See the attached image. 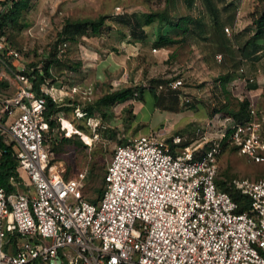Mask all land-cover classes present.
Returning a JSON list of instances; mask_svg holds the SVG:
<instances>
[{
    "label": "built area",
    "instance_id": "built-area-1",
    "mask_svg": "<svg viewBox=\"0 0 264 264\" xmlns=\"http://www.w3.org/2000/svg\"><path fill=\"white\" fill-rule=\"evenodd\" d=\"M14 1L0 0V15ZM20 59L0 34V79L8 70L14 81L13 93L0 94V135L26 174L14 188L0 186V264H264V176L234 181L249 200L241 212L215 181L224 139L252 161L264 160L252 102L250 118L232 119L207 149L154 132L126 137L106 165L102 196L92 202L82 189L88 168L65 177L47 142V97L57 102L61 93L48 80L37 92L22 64H8ZM182 84L168 82L172 89Z\"/></svg>",
    "mask_w": 264,
    "mask_h": 264
},
{
    "label": "rangeland",
    "instance_id": "rangeland-1",
    "mask_svg": "<svg viewBox=\"0 0 264 264\" xmlns=\"http://www.w3.org/2000/svg\"><path fill=\"white\" fill-rule=\"evenodd\" d=\"M19 1L26 6L16 19L8 20L4 28L8 40L20 51L21 59L8 64L13 68L22 64L26 71H31L44 61H61V64H52L48 84L62 95L57 101L61 110L53 115L54 127L62 131V124L70 138L65 139V131L50 130L47 142L55 159L64 165L65 177L88 168L82 186L88 200L98 202L102 196L97 197L98 189L103 187L104 170L115 145L125 141L126 137L143 134L137 132H145L152 125L156 130L171 128L164 133L168 142L172 136H180L181 143H193L207 149L222 132L229 131L234 119L231 111L238 110L240 101L249 98L261 119L264 140V55L256 61L240 60L236 47L243 45L255 30L253 20L263 7L259 0H226L233 2V8L226 10H222L221 2L211 0L218 10L216 23L204 0H195L191 7H187L184 0ZM149 12H163L173 23L185 16L197 18L201 24L190 23L184 34L171 30L167 21L159 23L155 20L144 26L146 37L141 39L132 36L130 28L119 21L134 13L141 16ZM229 13H234L231 23L226 18ZM100 17L104 18L98 34L91 32L90 26L75 39L67 38L63 32L71 22ZM217 28L233 43L230 75L234 82L231 90H214L213 81L220 77L211 76L207 62L203 61L216 60V55L221 53L217 50V42L212 41V32ZM159 30L180 41L163 47L165 51L155 47ZM4 73L0 79V94L10 95L14 91L9 81L12 75L8 70ZM152 78L160 80L155 89L157 94L179 99L178 102L171 100L170 107H178V110L169 113L164 123L159 120L158 112L153 113L156 99L149 91ZM174 79H181L183 84L176 89L170 88L168 82ZM128 87L138 93L143 89V97L138 95L131 102L112 105L98 104L103 94ZM76 109L88 114L80 118ZM94 126L96 136L91 140ZM221 144L219 183L256 180L264 176V160L256 162L239 154L226 139Z\"/></svg>",
    "mask_w": 264,
    "mask_h": 264
},
{
    "label": "trees",
    "instance_id": "trees-1",
    "mask_svg": "<svg viewBox=\"0 0 264 264\" xmlns=\"http://www.w3.org/2000/svg\"><path fill=\"white\" fill-rule=\"evenodd\" d=\"M195 0H184L185 5L187 7H191L193 5ZM206 7L208 10H210L215 17V23L217 22V16H218V10L216 7L212 4L211 0H204ZM222 3V10H226L229 7L233 8V2L229 1L226 2V0H217ZM261 3H263V7L258 13L257 17L253 20V23L255 25V30L248 37V39L244 42V44L240 47H238L239 52V59H245V60H251L256 61L259 60L264 55V0H259ZM26 6V4L23 1L15 0L12 5L4 10L0 15V34H5V24L8 20H14L20 13L21 9ZM103 18L100 17L97 20H90L86 19L81 22H71L67 24L63 32L66 35L67 38L75 39L77 35L84 33L86 30L85 28L90 26L91 32L94 34H98L100 32V28L103 24ZM182 19H179L176 23H173L167 19L165 14L163 12H149L144 13L141 16L134 14H131L127 18H121L119 21L123 24H126L130 28L131 35L137 38H145L146 37V31L144 30L145 25H150L155 20H158L159 23L163 21H167L171 27V30L174 32L180 31L181 33L188 32L189 24L197 25L199 26L201 24L200 20L190 19L189 17H181ZM227 21L230 23L233 22L234 19V13H229L227 16ZM179 39H174L172 36H169L168 34H163L162 32H158V39L155 41L154 45L155 47H167L173 43L179 42ZM56 61H44L42 65L40 66H34L32 67L31 71H26L25 73L29 76H31V79L33 80V84L39 92V87L42 83H44L46 80L49 81L51 78V66L55 62L56 64H61V61L58 59H55ZM231 74V73H230ZM230 74H225L220 76L222 88L225 91V82L229 80ZM233 77V76H232ZM160 80L159 79H150L149 83V91L153 94V96L156 99V105L157 106H163V102L165 99L164 95H159L156 93V87L159 85ZM144 94V90L141 89L139 93L136 91V89H133L131 87L128 88H121L116 89L111 92H107L103 94L98 99V104H104V105H112L118 102H125L129 101L132 98H135V96L139 95V98H142ZM171 98V97H170ZM171 100H174L178 102V97L173 96ZM250 99L245 98L244 100L240 101L239 103V109L236 111H231V115L233 116L234 120L238 123H242L247 121L250 118V113L248 110V107L250 105ZM166 108V106H163ZM61 110V105H59L58 102L53 101L50 97H47V102L44 109V116L45 119L49 123L50 130L55 126V119L53 118V115L56 114V112ZM88 114V112H86ZM63 138V137H62ZM70 137H65L66 140H69ZM182 146L187 145L188 142H182L180 143ZM111 157V156H110ZM108 163V162H107ZM107 165V164H106ZM106 168V167H105ZM105 173V170H104ZM104 176V175H103ZM26 178V174L23 171V169L20 167L18 160L14 156L12 152L11 145L7 144L3 136L0 135V186H3L7 189L14 188V185L16 183H22L24 179ZM216 184L219 188L227 191L233 200H235L238 203V211H244L248 208L249 200L246 194L237 187L234 183L226 184L225 182H218L216 178ZM103 187L99 188V194L97 197H100V195L103 193L104 190V179H102ZM33 264H42L38 261H34Z\"/></svg>",
    "mask_w": 264,
    "mask_h": 264
},
{
    "label": "crops",
    "instance_id": "crops-1",
    "mask_svg": "<svg viewBox=\"0 0 264 264\" xmlns=\"http://www.w3.org/2000/svg\"><path fill=\"white\" fill-rule=\"evenodd\" d=\"M212 35H213L212 36V41L217 42V44H216V45H218L217 46V50L221 52L220 53V55H221L220 58L223 57V59H220V60L218 58H216V60H205L204 59L203 61L207 62V66H206V68H208L207 71L210 73L211 76H218V77H220L222 75H225V74H230L232 72V70H233L232 63H231V58L233 57L232 53L234 52L233 43L231 42V40H228L227 34H225L220 28L215 29L212 32ZM212 43H214V42H212ZM240 46H242V45H237L236 47L238 48ZM161 49H163L165 51V49L163 47ZM221 60H222V63L220 64ZM218 62H219V64H218ZM204 65H205V62H204ZM108 72L110 73V70H108ZM9 81L12 84V87H14L13 79L9 78ZM233 82H234V77L230 76L229 80H227L225 82V88L227 90L228 89L231 90ZM212 86L214 87L215 91L218 90V89H220V90L223 89L220 78H218L216 82L213 81V85ZM171 98L165 96V99H164V102H163V106H166V108L168 110L159 109V107L156 104L154 105L155 110H153V113L154 112H158L159 113V117H160L159 120L160 121L162 120V123H164L168 119V114L169 113H174V112H176V110H178V107H177V109H175L173 107H170ZM129 101L131 102V100H129ZM152 127H155V126L152 125L145 132L139 131L137 133L154 132V133H157L158 135H160L162 137H165L164 133L168 132L171 129L170 127H167L165 130H162L163 128H161L160 130H156V128H152Z\"/></svg>",
    "mask_w": 264,
    "mask_h": 264
}]
</instances>
